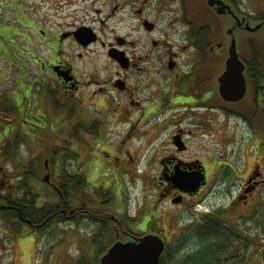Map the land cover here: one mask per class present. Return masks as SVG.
<instances>
[{"label": "flooded vegetation", "instance_id": "flooded-vegetation-1", "mask_svg": "<svg viewBox=\"0 0 264 264\" xmlns=\"http://www.w3.org/2000/svg\"><path fill=\"white\" fill-rule=\"evenodd\" d=\"M103 1L104 5L113 3L106 18L64 23L53 34L38 28L46 54L24 49V74L15 78L21 79L24 88L18 91L14 82L2 94L1 106L7 97L12 103L9 111L16 107L13 113L8 109L1 113L7 122L3 125L14 135L19 126L26 127L33 137L54 130L63 139L74 138L80 151L88 141L98 144L101 133L111 131L115 142L110 148L117 163L132 165L142 159L146 172L141 178L149 197L146 204L142 201L134 208L118 176L113 187L106 181L110 202L105 203L95 175L90 174L93 168L68 170L83 172L87 181L83 220L91 235L110 224L113 242L154 233L165 241L169 252L181 253L205 239V234L223 230L225 238L213 264H264V95H257L254 88L252 34L244 25H251L253 15L244 8L246 0H223L232 14H218L217 6L208 0L193 4L192 0ZM255 5L260 6L254 23L263 28L264 0ZM123 7L133 17L116 19L137 37H131L129 30L104 42L103 20ZM208 28L210 34L204 35ZM229 29L236 41L241 36L245 48L238 49V57L245 67L247 90L237 101L224 100L219 90L218 77L225 70L232 38ZM78 30L96 39L84 44L77 37ZM109 30L116 31V27ZM97 45L105 48L104 55L117 65L116 70L101 75L89 65L85 66L88 76H80L76 60L94 52ZM29 60L40 67L32 81L24 79L30 73ZM86 62L93 63L92 57ZM19 106L24 110L20 117ZM7 114L16 118L10 120ZM114 124L121 126L119 133ZM229 127L242 131L239 138L232 137ZM135 136L142 140L136 150ZM230 142L236 149L232 156L227 153ZM70 149L74 150L72 143ZM52 188L57 189L55 183ZM60 210L66 221L79 215L74 208L71 212L56 204L51 217ZM22 219L31 229L46 223Z\"/></svg>", "mask_w": 264, "mask_h": 264}, {"label": "rangeland", "instance_id": "rangeland-1", "mask_svg": "<svg viewBox=\"0 0 264 264\" xmlns=\"http://www.w3.org/2000/svg\"><path fill=\"white\" fill-rule=\"evenodd\" d=\"M117 1L122 4L124 0ZM194 1L195 0H192L190 3L193 4ZM257 1L258 0H246L245 4H247V6H244L245 10L252 15L257 13L260 6L255 5ZM112 5V2L109 5H104L103 0H0V43L1 37L2 39L6 38L8 41L6 45L0 44V99L3 98L2 94L4 91L8 92L9 89L14 86V82H16V89H18V91L23 90L24 85L20 83L21 79L19 78L15 81V78L18 75L22 77L24 74L21 64L23 57H26L24 54L25 51L31 53L35 51L36 54H40L43 57L45 56V48L41 46L42 35L39 33L38 28L45 29L49 34H53L56 30L64 27L65 24L68 26V24L72 23L74 20L85 21V19L95 16L106 18L107 14L110 13L109 8ZM119 10V12L116 11L115 15H111L106 20H103L105 23L101 24L104 32L103 40L106 43L112 41L113 34L117 32L125 34L130 30L132 31L131 37H137V33L129 27L126 28L124 25L125 28H121L119 20L116 19L133 17V15L129 13L128 8L123 7L122 9L119 8ZM148 14L152 15V12L148 11ZM254 22L255 21H251L250 24L252 25ZM122 24H124V22H122ZM111 27H116V31L109 30ZM249 32L252 34L253 39L260 36L261 39L260 37H257V39H259L260 42L264 41V27L254 32ZM174 35L177 36L176 34H172L171 37H174ZM239 36H237L236 47H238L237 50L240 48L242 49L241 51H244L243 40H240L241 36L240 38ZM142 38L144 41V37ZM139 45H142V43H139ZM3 50H6V55ZM92 50H94V52H87L82 59H78L75 62L76 67L80 69V76H88L89 65H91L90 67H92L93 70H99L101 75L104 74V71L109 74L116 70L117 65L104 55L105 48L97 45L93 46ZM263 52L264 46L262 47V53ZM88 56L92 57L93 63L86 62ZM5 58H7V60H12L9 66ZM28 65L30 73L29 76H26L24 79L27 78V80L32 81V77L40 67L38 64L36 65V63H33L32 60H29ZM85 66L88 67L86 68ZM24 93L25 92H23V94ZM26 93L28 95V91ZM7 115L10 120L16 118V115ZM5 122L6 118L0 113V125H3ZM114 127L117 133H119L121 126L114 124ZM229 131L232 132V137L235 138H239L242 133L239 129H232L231 127H229ZM112 134L113 132L111 131L101 133L98 137L99 145H93L88 141L85 148L81 149V151L74 138H70V140L63 139L60 134L52 132H47V135L45 134L44 137L40 136L42 133H38V137H36L37 146L35 147L32 146V144L27 146L25 143L20 142L17 149L12 153L11 158H3L5 156L0 149V192L6 194L8 190H11L13 187L11 184H13L20 175L19 172L22 168V164L25 162L24 160H28L30 155H36L37 153L42 162L48 163L46 165L43 163L40 168L39 179L42 181L43 187L50 189L49 191L57 190L52 188L54 183L51 177L50 162L51 154L53 150H55L62 153V156L63 154H68L63 158L68 170L76 167L77 170H79V168H85V170L88 171V169L93 168L90 174L95 175L94 182L99 185L98 189H102L99 191L104 192V190L109 187H113L112 184L116 181L115 177L118 176L119 179L122 180L121 183L124 192L128 194L127 196L131 208H134L137 204H142V201L146 204L149 194L146 193L144 182L141 178L146 172L143 161L142 159L140 162L135 161L132 165H124L123 162L117 163V160L114 158L115 153L113 149L110 148L115 142ZM15 136L11 133L7 138L0 137L1 146H5L6 141L8 143L11 140L17 139ZM141 141L142 140L135 136L132 141L134 143L133 149L136 150ZM71 143L72 147L74 145V150H76L77 153L74 152V150H69ZM234 146V142L228 144V155H233L232 150H236L233 149ZM93 161H95V164L90 166ZM122 167L128 168V171L124 172ZM96 171L97 173H95ZM45 176H48L47 181H43ZM93 178L94 177H92V179ZM107 180L110 181L111 184L108 188L104 189V186L108 184L106 183ZM44 188H40V194L42 196L44 195ZM107 197L108 196L105 195L102 196V199L105 198V203L110 202ZM54 203L56 206L57 201ZM105 209L108 210V212H113L109 205H105ZM75 218L77 217L71 218L69 221L61 224L53 222L44 226L42 229L39 227V229L37 228L39 231L35 232L34 235L29 234L26 235V237H21L16 231V227L6 225L1 218L0 264H74L78 257V253L86 250L88 247V244H85V239L91 237L86 223H77L74 220ZM83 218L84 216L81 219L83 220ZM89 255L92 256V253L90 252Z\"/></svg>", "mask_w": 264, "mask_h": 264}, {"label": "trees", "instance_id": "trees-1", "mask_svg": "<svg viewBox=\"0 0 264 264\" xmlns=\"http://www.w3.org/2000/svg\"><path fill=\"white\" fill-rule=\"evenodd\" d=\"M251 18L252 20L257 21L259 16L254 14ZM210 32L211 30L208 28L204 30L203 34H210ZM257 37L254 39L252 38L250 43L251 51L253 53V66L256 67V81H254L256 86H254V88H256L257 95L260 93L264 95V87H262L264 85V70L257 69L258 67L264 68V56L262 55L264 41L260 42ZM6 42H8L6 38L2 39L1 37L0 44L6 45ZM3 52H6V50H3ZM9 63L11 62L7 61L8 66ZM5 93L7 94V91H5ZM6 94L5 96H7ZM4 101V105H0V113L5 112L6 109L12 106L11 101L7 100V97H5ZM20 104L24 109L25 103L22 102ZM21 106H19L20 109L17 110L19 111L18 117L23 116L21 111L24 110H22ZM15 108L16 107L12 108L10 111L8 109L7 112L11 113L12 111L13 113ZM54 128L56 129L57 126ZM27 130L28 128L19 126V129L15 134L16 136L13 134L17 139L11 140L13 142L10 141L8 143L5 139V146H1L0 144L2 154L5 156L3 158H11L12 153L17 149L20 142L25 143L27 146H29V144H32L34 147L37 146L36 137L38 136L33 137V135ZM11 131L12 129H10V127L7 128L5 125H0V134H3L2 137L0 136L1 138L9 137L12 133ZM51 132L55 133L54 130ZM67 155L68 154H63L62 156V153L55 150H53L51 154V177L53 183L56 184L57 190L49 191L50 189L43 187V183L40 181L39 176L41 165L44 162H42L37 153L36 155H30L28 160H24L25 162L22 164V168L19 172L20 175L16 178L15 182L11 184L13 185L11 190H8L6 194H2L0 192V204L3 203L7 206H11L10 208L0 207V219L2 218L6 225L16 227V231L19 235H21V237H25L29 234L34 235L35 232L39 231L37 228H29L31 226L24 222L21 215L33 223H42V221L45 220L46 223L40 227L41 229L53 222H57V224L66 222V216L62 214L61 210L59 211L58 216L54 217L53 215V218L51 217V210L55 206L54 202L56 201V204L59 205L60 209L65 208L69 211L74 208V211L81 214H79L74 220L77 223H85L81 218L83 217V209L85 208L86 196L88 195L87 181H85L83 172L77 173L76 171H68L66 164L63 161V158ZM40 188H44L45 191H43V194L46 197L40 194ZM109 192L110 191L105 190L103 195L109 196ZM222 232L224 231L222 230L221 232L219 231L212 232L211 234H205V239H200L196 244H191L186 249V252H169L168 247H166L160 257L159 264H213L220 251V249H218L220 247V243L223 242V239L225 238L224 233ZM114 240V233L111 231L110 224H108L104 227V230H101L100 232L91 235L88 239H85V244H88V247L86 250L78 253V257L74 264H98L99 257L106 252L107 248ZM90 252L92 253V256L89 255Z\"/></svg>", "mask_w": 264, "mask_h": 264}, {"label": "water", "instance_id": "water-1", "mask_svg": "<svg viewBox=\"0 0 264 264\" xmlns=\"http://www.w3.org/2000/svg\"><path fill=\"white\" fill-rule=\"evenodd\" d=\"M208 4H215L218 14L226 12L232 14L231 9L223 0H208ZM233 15H235L234 12ZM234 19L237 21V25H240L239 18L236 15ZM244 25L248 31L252 32L262 26L261 23H254V25L245 23ZM228 32L231 34L230 29ZM76 33L78 34V39L84 42V44L96 39L88 31L82 32L78 30ZM228 47L225 70L218 77L219 90L224 100L237 101L245 95L247 90L246 81L243 76L245 67L240 57H238L235 36H232ZM47 179L48 176L43 178L45 181ZM164 247L165 241H163L160 235L158 236L154 233L144 234L138 236V238L126 241L117 240L100 257L99 264H159Z\"/></svg>", "mask_w": 264, "mask_h": 264}, {"label": "bare ground", "instance_id": "bare-ground-1", "mask_svg": "<svg viewBox=\"0 0 264 264\" xmlns=\"http://www.w3.org/2000/svg\"><path fill=\"white\" fill-rule=\"evenodd\" d=\"M21 218H25V217H23V216L21 215Z\"/></svg>", "mask_w": 264, "mask_h": 264}]
</instances>
